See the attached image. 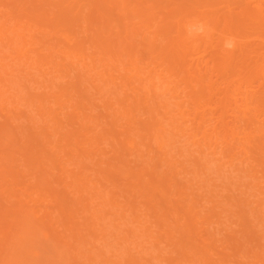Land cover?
Segmentation results:
<instances>
[{"label":"bare ground","instance_id":"obj_1","mask_svg":"<svg viewBox=\"0 0 264 264\" xmlns=\"http://www.w3.org/2000/svg\"><path fill=\"white\" fill-rule=\"evenodd\" d=\"M258 216L264 0H0V264H264Z\"/></svg>","mask_w":264,"mask_h":264},{"label":"rangeland","instance_id":"obj_2","mask_svg":"<svg viewBox=\"0 0 264 264\" xmlns=\"http://www.w3.org/2000/svg\"><path fill=\"white\" fill-rule=\"evenodd\" d=\"M255 215H256V214H255ZM255 215H253L254 218H256ZM214 216H215V215H212V216H211L212 219L214 218ZM232 216H234V215H232ZM235 217H236V216H235ZM235 217H234V218H235ZM258 217H259V216H258ZM234 218H231V217H230V222H231V220H233L232 223H234V222H235V221H234ZM240 218H241V217H240ZM240 218L238 217V219H240ZM252 218H253V217H252ZM254 218H253V219H250V218L248 217L249 221H247V222H248L249 226H251V227H250V228H251L250 230H252V228H255V230H256L255 232H254V231H253V232L250 231V232L256 234L257 230L262 229V228H258V229H257V226H256V225H258V224H252V225H250L249 222H251V221L253 220V222L255 221V222H257V223H261V222H264V221L255 220ZM260 218H261V217H259L258 219H260ZM243 219H244V222H245V220H246L247 218H246V219L243 218ZM248 219H247V220H248ZM256 219H257V218H256ZM235 220H236V218H235ZM261 220H264V219L261 218ZM242 221H243V220H242ZM236 222H237V220H236ZM236 222H235V224H236ZM239 222H240V221H238V223H239ZM255 222H254V223H255ZM235 224H231V226L234 227ZM237 225H238V224H237ZM237 225H235V226H237ZM261 225H264V224L261 223ZM252 226H254V227H252ZM259 226H260V225H259ZM260 227H261V226H260ZM220 231H222V232H221L222 234H225V232H228L227 229H226V228H223V227H222V229H221ZM262 231H264V229H262ZM247 232H248V231H247ZM250 232H248V234H247L246 236H250V237H251V234H249ZM221 233H220V234H221ZM257 233L260 234V232H257ZM252 235H253V234H252ZM223 236H224V235H223ZM257 236H259V235H256L255 237H257ZM226 238H227V237H226ZM228 238H229V237H228ZM252 238H253L254 240L257 239V238H254L253 236H252ZM254 240H253V241H254ZM253 241H252V243H253ZM256 241H257V240H256ZM256 241H255V242H256ZM255 242H254V243H255ZM175 255H176V254H175ZM175 255H174V254H173V255H170V257H171L170 260L173 261Z\"/></svg>","mask_w":264,"mask_h":264}]
</instances>
